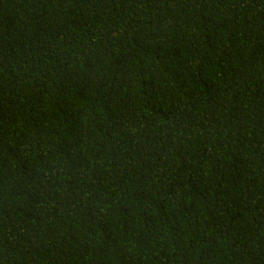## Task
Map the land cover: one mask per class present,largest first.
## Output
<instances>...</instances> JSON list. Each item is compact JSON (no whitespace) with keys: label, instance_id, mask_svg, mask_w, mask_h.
Segmentation results:
<instances>
[{"label":"trees","instance_id":"16d2710c","mask_svg":"<svg viewBox=\"0 0 264 264\" xmlns=\"http://www.w3.org/2000/svg\"><path fill=\"white\" fill-rule=\"evenodd\" d=\"M0 264H264V0H0Z\"/></svg>","mask_w":264,"mask_h":264}]
</instances>
